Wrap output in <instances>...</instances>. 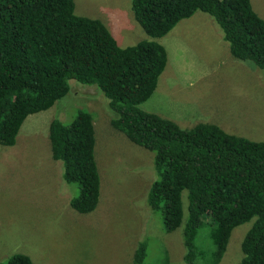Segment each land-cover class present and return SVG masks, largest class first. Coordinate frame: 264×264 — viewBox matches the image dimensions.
<instances>
[{
  "label": "trees",
  "instance_id": "trees-1",
  "mask_svg": "<svg viewBox=\"0 0 264 264\" xmlns=\"http://www.w3.org/2000/svg\"><path fill=\"white\" fill-rule=\"evenodd\" d=\"M132 9L152 37L167 35L198 10L206 12L234 57L264 69V18L251 0H132ZM167 61L165 46L154 40L121 47L101 19L75 12V0H0V144L15 145L27 117L67 95L70 80L96 85L109 100L112 125L154 153L160 177L149 188L148 205L161 212L165 231L184 226L185 261L219 264L233 230L253 220L238 264H264V141L209 122L183 128L144 110L141 104L153 95ZM49 138L63 179L80 186L71 206L94 211L101 176L93 114L81 109L69 124L54 118ZM208 226L214 243L209 252L196 244L199 228ZM148 240L138 242L134 264L146 259ZM0 264L33 261L15 253Z\"/></svg>",
  "mask_w": 264,
  "mask_h": 264
},
{
  "label": "rangeland",
  "instance_id": "rangeland-1",
  "mask_svg": "<svg viewBox=\"0 0 264 264\" xmlns=\"http://www.w3.org/2000/svg\"><path fill=\"white\" fill-rule=\"evenodd\" d=\"M251 2L264 18V0ZM75 12L101 19L121 47L144 39L165 46L167 66L153 95L141 104L144 110L183 128L209 122L264 141V69L234 57L222 28L208 13L198 10L167 35L152 37L136 20L132 0H75ZM81 109L94 117L101 176L99 203L90 213L71 206L80 186L63 179L49 138L54 118L69 124ZM113 117L108 98L96 85L70 80L67 95L27 117L15 145L0 144V262L25 253L33 264H134L138 242L146 236L149 246L142 264H164L167 257L170 264H190L184 259V226L165 231L161 212L148 205L149 188L160 177L154 153L116 129ZM252 223L233 230L219 264L240 262ZM196 244L207 252L214 249L209 226L199 228Z\"/></svg>",
  "mask_w": 264,
  "mask_h": 264
}]
</instances>
